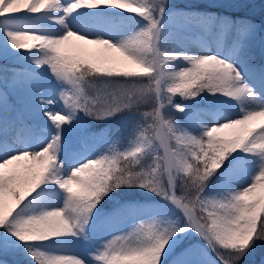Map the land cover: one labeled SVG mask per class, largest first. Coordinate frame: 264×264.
Instances as JSON below:
<instances>
[{"label": "snow or ice", "instance_id": "1", "mask_svg": "<svg viewBox=\"0 0 264 264\" xmlns=\"http://www.w3.org/2000/svg\"><path fill=\"white\" fill-rule=\"evenodd\" d=\"M251 7L0 0V264L264 249V20L226 14Z\"/></svg>", "mask_w": 264, "mask_h": 264}, {"label": "trees", "instance_id": "2", "mask_svg": "<svg viewBox=\"0 0 264 264\" xmlns=\"http://www.w3.org/2000/svg\"><path fill=\"white\" fill-rule=\"evenodd\" d=\"M173 3H176L178 5H180L181 7H188L190 5L193 4H206L208 3L205 0H183V2H177V1H173ZM250 3L252 4V7L248 10H244V11H231L229 12L230 15L232 16H248L250 19H252L253 21H258L261 22L262 20H264V0H250ZM214 11L220 12V11H224V10H220V9H213ZM251 14V17L249 14ZM255 13V14H254ZM131 15V14H129ZM243 15V16H242ZM90 94H93L94 90L90 89ZM178 101L181 100V98L177 97L176 98ZM10 100H14V98L10 97ZM98 124H102L103 123H98ZM264 251V249H258L256 255L254 257H252L250 260L255 259L258 260L260 257V253Z\"/></svg>", "mask_w": 264, "mask_h": 264}, {"label": "rangeland", "instance_id": "3", "mask_svg": "<svg viewBox=\"0 0 264 264\" xmlns=\"http://www.w3.org/2000/svg\"><path fill=\"white\" fill-rule=\"evenodd\" d=\"M173 1H177V2H183V0H172V2ZM205 1H207L208 3L210 2V0H205ZM221 2H227V0H221ZM221 10V9H220ZM229 12H231V11H228L226 14H228V15H230V13ZM249 14V13H248ZM255 14V13H254ZM132 15H135V14H132ZM250 15V17H251V14H249ZM243 16V15H242ZM257 25H259L261 22H256V21H254ZM193 50H196V46L195 45H193ZM50 75V74H49ZM94 127H96V128H102V127H104V124L102 125V124H98V123H94ZM111 138V137H110ZM117 146L119 147V148H125V147H127V139H124V138H122L121 139V141H119L118 142V144H117ZM260 257H259V259L258 260H255V259H252V260H250L249 261V264H259V261H260V258H261V256H264V251H262L260 254Z\"/></svg>", "mask_w": 264, "mask_h": 264}]
</instances>
